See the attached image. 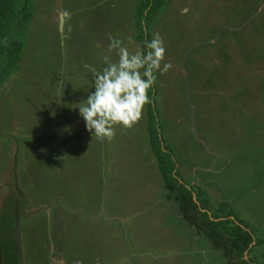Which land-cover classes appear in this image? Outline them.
Masks as SVG:
<instances>
[{
    "label": "rangeland",
    "instance_id": "rangeland-1",
    "mask_svg": "<svg viewBox=\"0 0 264 264\" xmlns=\"http://www.w3.org/2000/svg\"><path fill=\"white\" fill-rule=\"evenodd\" d=\"M32 1L0 89V264H227L167 191L146 106L110 140L79 115L93 87L84 64L118 59L108 36L142 48V0ZM150 15L144 36L160 33L173 66L153 107L181 180L264 241V0H164ZM251 256L264 264V242Z\"/></svg>",
    "mask_w": 264,
    "mask_h": 264
},
{
    "label": "trees",
    "instance_id": "trees-1",
    "mask_svg": "<svg viewBox=\"0 0 264 264\" xmlns=\"http://www.w3.org/2000/svg\"><path fill=\"white\" fill-rule=\"evenodd\" d=\"M163 1L142 0L140 3L136 21L143 36L142 48L143 42L147 40L144 36L147 20ZM34 9L32 0H0V89L8 83L17 66L33 20ZM150 95L152 103L146 105V108L151 151L165 187L179 202L184 218L216 249L223 250L227 264H260L256 258L247 256L264 241L257 240L255 234L233 211H224L219 215L212 213L209 201L199 199L200 195L196 194L193 187L181 180L178 160L160 135L161 126L153 107V92Z\"/></svg>",
    "mask_w": 264,
    "mask_h": 264
},
{
    "label": "clouds",
    "instance_id": "clouds-1",
    "mask_svg": "<svg viewBox=\"0 0 264 264\" xmlns=\"http://www.w3.org/2000/svg\"><path fill=\"white\" fill-rule=\"evenodd\" d=\"M63 22L71 18L65 10ZM107 52L115 51L118 59L104 55V67L93 65L84 68L93 75V87L87 99L78 105L85 129L97 139H112L117 127L131 128L143 117L145 106L152 103L150 93L157 82V74L164 75L172 69L165 60L166 46L160 33L152 34L143 42V48L130 51L118 36H108Z\"/></svg>",
    "mask_w": 264,
    "mask_h": 264
}]
</instances>
